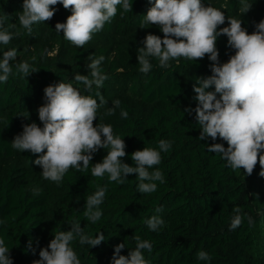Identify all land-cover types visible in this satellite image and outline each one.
I'll use <instances>...</instances> for the list:
<instances>
[{
	"label": "trees",
	"instance_id": "obj_1",
	"mask_svg": "<svg viewBox=\"0 0 264 264\" xmlns=\"http://www.w3.org/2000/svg\"><path fill=\"white\" fill-rule=\"evenodd\" d=\"M132 11L123 12L118 6L115 17L104 28L93 33L83 47L66 40L63 32L55 30L56 23H64L70 9L62 4L50 21L34 23L32 32L20 27L18 16L23 0H0L3 28L21 35L7 44L0 43V57L8 50L17 51L12 61L13 73L6 83H0V238L10 248L13 264H33L41 248L48 246L56 231H69L72 220H79L86 234L95 238L103 233L105 240L95 247L80 245L78 238L71 246L81 264H112L115 246L125 243L120 255L127 256L136 246L135 237L152 244V251H144L149 264H264V177L259 175L257 163L249 176L226 166L219 154L207 151L212 143H227L219 137L199 140L200 127L195 120L197 102L193 86L198 78L212 75L207 55L197 62L180 58L167 69L152 59V70L139 71L138 48L148 33L163 38L155 25L142 24L144 15L154 0H129ZM244 0H202L205 5L218 8L227 18L243 21L249 34L264 19V0H247L252 8L240 9ZM226 19L223 25L227 27ZM143 27V28H141ZM220 63H225L235 50L228 46L227 36L217 39ZM103 55L100 67L107 79L102 88L95 85L88 90L74 78L88 75L89 56ZM27 61L39 71L28 77L18 73L15 65ZM61 82L70 83L81 95L97 99L96 124L110 125L114 136L124 139L127 155L124 163L135 166L131 154L144 147L158 149V142L169 141L171 147L162 152V162L149 171L159 169L164 182L157 190L141 194L136 189V174H129L124 184L109 182L107 174L97 178L91 167L102 162L106 149L93 154L88 170L70 168L59 183L46 180L42 168L33 162L38 155L12 148L14 137L25 124H43L38 108L45 103L44 89ZM214 91V87L207 89ZM103 96L100 103L97 93ZM218 95V94H217ZM120 100L114 114L113 102ZM128 112L121 117V110ZM106 187L102 216L95 223L83 215L88 196L97 187ZM239 207L242 224L229 230ZM160 211H156L157 209ZM158 216L163 226L158 231L148 229L144 221ZM251 218V223L249 222ZM31 242V249L28 245ZM205 250L210 262L197 259V252Z\"/></svg>",
	"mask_w": 264,
	"mask_h": 264
},
{
	"label": "clouds",
	"instance_id": "obj_2",
	"mask_svg": "<svg viewBox=\"0 0 264 264\" xmlns=\"http://www.w3.org/2000/svg\"><path fill=\"white\" fill-rule=\"evenodd\" d=\"M57 4L71 10L64 23H56L55 30L63 32L66 40L77 47H83L91 40L93 33L101 31L106 23L116 16L118 6L123 12L132 11L129 0H23L22 12L18 16L22 29L32 32L34 23L50 21L56 12ZM252 4L244 0L240 9L246 14ZM142 24L157 26L163 33L160 36L148 33L143 40V47L138 48L137 61L141 73H149L153 64L158 61L160 68L167 69L171 62H179L180 58L197 62L206 55L210 64L211 76L198 78L193 86L197 102L195 109L186 108L185 112H195V120L200 127L199 140L218 137L227 143H212L207 151L219 154L226 161V166L233 170L242 169L251 175L259 163V175L264 177V19L255 25L251 34L242 27L243 21L238 18H227L223 11L202 0H154L143 16ZM228 20L229 26L219 27ZM143 28V27H141ZM15 33L3 28L0 17V43L7 45ZM227 36L228 46L235 50L225 63L219 61L217 39ZM17 59L15 49L5 51L0 57V83H6L13 73L12 61ZM90 70L88 75L77 74L75 80L91 90L95 85L102 88L107 76L100 67L105 59L88 57ZM18 73L28 77L39 71L27 61L15 65ZM214 87V91L207 89ZM218 94V95H217ZM100 103L103 96L98 92ZM45 103L38 108L39 120L43 127L33 122L23 126L22 133L12 140V148L18 151H30L38 155L34 164L42 168V176L46 180L59 183L70 168L88 170L93 154L99 149L107 150L102 162L91 167V174L103 178L106 174L109 182L124 184L129 174H136V189L141 194H151L157 190V183L164 182L162 172L154 166L162 162V152L171 147L169 141L161 139L158 149L144 147L131 154L135 166L122 161L127 155L123 138L113 134L110 125L96 124L97 99L81 95L80 91L70 83L61 82L49 85L44 89ZM120 100L113 102L114 108L108 115L114 114L120 107ZM128 112L121 110V117L127 118ZM106 187H97L94 194L86 199L84 217L91 223L100 220ZM156 211H160L158 208ZM234 216L229 230L237 229L243 222L241 209H233ZM251 223V218H249ZM148 229L158 231L164 221L152 216L144 221ZM78 238L80 245L99 246L104 240L100 233L95 238L85 233L79 220H72L69 231H56L48 246L41 248L39 259L33 264H81L80 258L71 246ZM136 246L127 256L120 255L125 243L115 246L112 264H149L144 251H152V244L147 240L135 238ZM31 249V242L28 245ZM197 259L210 262V254L201 250ZM0 264H13L10 248L0 238Z\"/></svg>",
	"mask_w": 264,
	"mask_h": 264
}]
</instances>
